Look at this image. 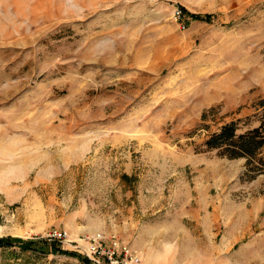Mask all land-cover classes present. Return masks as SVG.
I'll return each instance as SVG.
<instances>
[{"label": "rangeland", "instance_id": "374dc122", "mask_svg": "<svg viewBox=\"0 0 264 264\" xmlns=\"http://www.w3.org/2000/svg\"><path fill=\"white\" fill-rule=\"evenodd\" d=\"M231 123L264 124V0H0V238L264 264V173L204 146ZM34 248L0 264H84Z\"/></svg>", "mask_w": 264, "mask_h": 264}, {"label": "trees", "instance_id": "16d2710c", "mask_svg": "<svg viewBox=\"0 0 264 264\" xmlns=\"http://www.w3.org/2000/svg\"><path fill=\"white\" fill-rule=\"evenodd\" d=\"M181 19L189 17L196 21L212 23L215 19L214 15H199L188 12L185 8L180 7ZM212 110L205 111L201 117L202 123L210 120ZM204 125V124H203ZM207 129V126H203ZM204 146L208 151L218 150L221 156L231 160L246 159V165L250 171L264 173V124L256 129L248 131L244 134H237V126L235 123L223 125L218 132H215L207 138ZM42 246L43 253L56 252L70 257L78 258L84 264H91L92 261L84 256L81 252H71L64 250L57 241H49L48 239H39L35 241L13 242L11 239L0 238L1 249L20 248L24 252L35 251L34 247ZM47 251V252H46ZM36 252V251H35Z\"/></svg>", "mask_w": 264, "mask_h": 264}, {"label": "built area", "instance_id": "2783aa9c", "mask_svg": "<svg viewBox=\"0 0 264 264\" xmlns=\"http://www.w3.org/2000/svg\"><path fill=\"white\" fill-rule=\"evenodd\" d=\"M49 241H57L63 243L67 241L66 235L58 233L57 231L51 233L48 238ZM88 248L90 257L96 264H141L140 255L129 249L127 246L115 248V246L107 247L105 245V237L101 233L89 239Z\"/></svg>", "mask_w": 264, "mask_h": 264}]
</instances>
